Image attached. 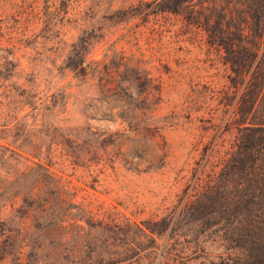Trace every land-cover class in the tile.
<instances>
[{"label":"rangeland","instance_id":"rangeland-1","mask_svg":"<svg viewBox=\"0 0 264 264\" xmlns=\"http://www.w3.org/2000/svg\"><path fill=\"white\" fill-rule=\"evenodd\" d=\"M157 7L0 0V264H210L223 250L239 42L227 52Z\"/></svg>","mask_w":264,"mask_h":264},{"label":"trees","instance_id":"trees-1","mask_svg":"<svg viewBox=\"0 0 264 264\" xmlns=\"http://www.w3.org/2000/svg\"><path fill=\"white\" fill-rule=\"evenodd\" d=\"M155 3L160 5L159 11L181 15V25L202 28L212 42L227 48V52L239 42V59L232 61V55L227 59L236 89L241 86L239 103L243 119L237 122L241 142L231 158L239 177L235 191L224 195V210L233 218L222 226L223 250L210 264H264V0H155ZM229 35L235 39L230 40ZM107 260L106 264H111L122 259ZM158 263L173 264L168 259Z\"/></svg>","mask_w":264,"mask_h":264}]
</instances>
